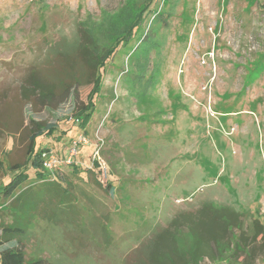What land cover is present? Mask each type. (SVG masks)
<instances>
[{"label": "rangeland", "instance_id": "obj_1", "mask_svg": "<svg viewBox=\"0 0 264 264\" xmlns=\"http://www.w3.org/2000/svg\"><path fill=\"white\" fill-rule=\"evenodd\" d=\"M144 5L0 0V188L15 174L10 164L26 159L30 118L58 126L56 137L38 145L58 153L81 131L65 119L86 101L91 84L66 79L71 95L51 106L40 103V88L29 91L33 75L55 83L72 59L83 65L81 52L57 44L83 37L79 23L105 46L141 22L107 61L87 127L90 145L97 130L104 141L107 175L68 177L84 222L76 211L53 228L41 221L27 256L47 264H135L155 231L176 228L188 244L190 218L203 214L205 228L210 219L218 228L228 207L242 214L244 233L230 221L220 256L202 264H264V0H154L141 18ZM111 90L113 103L105 99ZM63 128L67 134L57 136ZM89 151L80 149L75 160L88 162ZM10 219L0 212L1 223ZM233 237L244 243L235 255Z\"/></svg>", "mask_w": 264, "mask_h": 264}, {"label": "trees", "instance_id": "obj_2", "mask_svg": "<svg viewBox=\"0 0 264 264\" xmlns=\"http://www.w3.org/2000/svg\"><path fill=\"white\" fill-rule=\"evenodd\" d=\"M153 1L154 0H145V5L140 14L141 18H144V15L151 11ZM158 15L163 14L161 11L158 12L157 15H153V20H155ZM140 23V21L135 22L127 35L116 38L114 42L105 46L99 43L94 38L93 34L84 28L82 23H79L82 29L81 31L83 32V37L75 35L69 38V40L63 39L57 46L61 43L71 48L74 54L81 52L84 60L83 65L81 62L77 63V60L72 59L69 63L72 69L70 68V71L59 78L55 83H45L43 80L42 82L41 79L33 75L32 81L35 83L29 88V91L34 92L35 86L40 88L38 92L40 103L51 106L61 102L65 103L71 95V85L66 79L70 81L74 80L76 86L91 84V89L86 96V101L78 105L71 117L65 119V123L72 125V127H80L81 131L87 135V127L97 107L96 99L102 91L106 63L117 52V49L122 46L121 44L131 38L134 30L140 27ZM59 54L62 55L63 58L61 50ZM88 68L91 69V72L88 71ZM63 77L65 79H62ZM112 93L111 90V92L107 94L108 96H105V98H110V103H113L115 99ZM105 117H103L102 120ZM77 118H80V122L78 123L76 122ZM28 125L29 126L26 128L28 133L25 141L26 159L23 162H14L10 164V169L15 174L13 178L0 188V198L9 200V203L0 204V212L4 216L8 215L11 217L10 221L7 223L0 222V264H47L49 260L42 256L33 258H28L27 256V247L31 242L36 226L41 221H46L48 228H53L59 220H62V222L67 221L68 217L72 216L75 211V216L79 217L78 221L84 222L80 212L77 213L76 210V203L80 199L78 197L76 198L75 192L71 191L70 186H73V183L69 181L68 177H70L71 174L77 177L84 174L81 179H86L88 178L87 172L95 173L94 170L89 169L85 165L73 163L72 165L62 166L54 175L48 174L42 169L41 155L44 151L53 150V148L47 145L38 147V145L39 143L42 144L41 141L44 136L56 137L58 126L54 123L36 121L33 117L30 118ZM26 126L25 124V127ZM61 130L63 133L61 132L58 134L57 132V136L66 135L69 129L63 128ZM75 136L76 135H72L66 143L63 142V145L68 144ZM70 145L66 148L67 152L69 151ZM87 146L91 148V151L88 153L90 157L94 146L93 144ZM87 146H83L81 150ZM103 151L102 149L101 155ZM58 154L61 156L60 153ZM67 166H72L71 173L61 176L59 173ZM31 171L35 172L34 182H28ZM112 185L111 177L107 186L111 194L114 192ZM227 208H224L225 212L222 217L225 215L228 219L222 218L223 224L218 228L213 224L211 219L207 222L208 226L205 228L206 221H203L205 218L203 214L195 216L192 219L190 218L187 223V230L190 234V239L187 240L188 244L180 241L178 237L179 232H177L176 228H164L159 232L155 231L154 236L146 246L147 248L142 252L144 253L143 257L139 258L135 264H202L205 257L215 261L221 254L218 248L220 240L222 241L221 235L225 233L226 228L231 225L230 221H236L235 225L243 232V226L240 222L238 223L239 220L237 219V216L242 214L232 208ZM255 221V225H257L258 222L257 220ZM233 240L234 242L232 244L235 247L237 246L234 249L232 248L234 252L233 255H235V251L241 250L244 243H239V240L235 237H233ZM232 257L233 256H231V258Z\"/></svg>", "mask_w": 264, "mask_h": 264}, {"label": "built area", "instance_id": "obj_3", "mask_svg": "<svg viewBox=\"0 0 264 264\" xmlns=\"http://www.w3.org/2000/svg\"><path fill=\"white\" fill-rule=\"evenodd\" d=\"M105 119V118H104ZM103 119V121H104ZM76 122H80V118L76 119ZM101 126V125H100ZM100 126L98 129H100ZM97 142L93 144L94 149L92 151L91 156L88 159V162H85L84 159H77L75 160V157L79 154L80 149L83 146L90 145V139L88 136L80 131L75 138L71 141V145L68 151L67 157L60 156L56 151L54 150H46L41 155V164L42 169L46 171L50 175H54V173L59 170L62 166L65 165H72L73 163H77L79 165H85L89 169H92L95 171V173L107 175L106 169V163L102 159L101 150L103 149L104 141L100 136L98 135V130L96 132ZM100 180L103 182V180L100 178Z\"/></svg>", "mask_w": 264, "mask_h": 264}, {"label": "crops", "instance_id": "obj_4", "mask_svg": "<svg viewBox=\"0 0 264 264\" xmlns=\"http://www.w3.org/2000/svg\"><path fill=\"white\" fill-rule=\"evenodd\" d=\"M105 96H108V95H105ZM106 98H107V97H106ZM106 98H105V99H106ZM110 102H111V101H109V103H110ZM105 104H106V103H105ZM76 134H77V133H76ZM76 134H75V135H76ZM70 142H71V141H70ZM70 142H69L68 144H64V145L61 144L62 146L60 145V147L63 149L62 151H64V153H60L62 156H65L66 148L69 147ZM63 147H64V148H63Z\"/></svg>", "mask_w": 264, "mask_h": 264}]
</instances>
